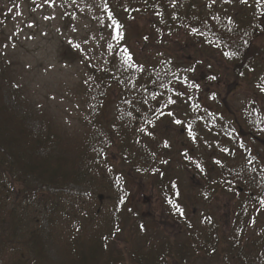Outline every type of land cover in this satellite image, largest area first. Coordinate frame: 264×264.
<instances>
[{
  "label": "rangeland",
  "instance_id": "374dc122",
  "mask_svg": "<svg viewBox=\"0 0 264 264\" xmlns=\"http://www.w3.org/2000/svg\"><path fill=\"white\" fill-rule=\"evenodd\" d=\"M128 1L119 8L104 0H0V81L5 101L19 109L42 135L52 136L58 151L66 156L85 149L82 141L94 125L93 95L99 90L100 75L124 79V87L136 88L148 78L137 74L139 67L151 68L155 74L165 72L167 78L173 73L181 75L171 84L180 94L166 92L155 101L141 96L136 109L127 114L126 134L135 139L139 135L141 143L157 146V166L166 169V178L158 183L152 174L130 168L116 157L119 149L109 146L103 152V164L93 168L91 158L85 161L88 181L71 190L44 193L38 204L23 201L15 189L6 192L0 188V231L15 240L5 244L0 264H14L17 252H30L29 243L23 241L40 225L42 247L30 252L31 259L25 264H68L76 256L68 243L74 240L72 247L77 241L83 243L87 253L84 242H91L92 237L105 246L100 258L115 261L113 264H138L136 258H142L144 264H238L227 235L235 209L234 186L219 184L216 177L226 163L241 165L247 152L264 167V126L254 136L241 137L242 147L235 159L226 156L225 145L231 141L216 123L222 118L223 124L243 128L250 104L262 115L255 111L249 116L259 120L260 114L264 121V96L256 93L253 73L246 78L245 67L237 68L235 60L228 58L227 44L215 45L217 38L208 39L207 33L195 44V27L179 25L178 17L186 9L219 14L230 5L241 21H247L253 19V6L260 5V16L254 18L258 30L247 37L261 60L264 0H158L156 10L144 12L131 11V4L127 11L124 5ZM121 52L133 60L134 69L122 70ZM191 89V103L177 99L188 100ZM117 94L115 87L107 92L109 123L121 108ZM117 131H113L115 136ZM206 174L213 189L204 186ZM112 182L124 189L116 191ZM163 186L168 188L167 203L172 208L163 200ZM251 209L247 239L262 240L264 201ZM121 216L124 220L118 226ZM212 226L220 236L214 254L199 249L196 242L202 237L206 243H214L209 235ZM12 245L17 246L16 251Z\"/></svg>",
  "mask_w": 264,
  "mask_h": 264
},
{
  "label": "trees",
  "instance_id": "16d2710c",
  "mask_svg": "<svg viewBox=\"0 0 264 264\" xmlns=\"http://www.w3.org/2000/svg\"><path fill=\"white\" fill-rule=\"evenodd\" d=\"M104 1L109 5L114 4L113 7L119 6V8H122V3L124 2V0ZM257 1L262 3L260 0ZM129 4L132 5L131 11H154L156 10L154 6L158 5V0H130L124 5L127 11ZM228 6L230 10L229 7H227L223 13L219 14H204L200 10L191 13L189 9H186L183 14L179 13L178 24L181 26L188 24L195 27L192 31L193 34L198 36V38L194 39L195 44H199V40L204 39L206 33L208 39L210 36H215L217 38L214 37L217 41H215V45L219 46L220 44L225 47L224 45L227 44L229 49H231L230 51L228 47H226V50L229 52L228 58L235 60V66H237V68L245 67L246 71L244 74L246 78L248 74L252 75L253 73L252 80L258 88L256 93L264 96V82L259 79V77L264 79V56H261L262 59L260 60V54L258 55L259 51L248 45V40L250 38L247 37L254 36L258 30V23H256L254 18H259V13L262 8H260V5H258V7L254 5L253 9L255 10V14L253 15V19L248 18L247 21H241L237 14V10L231 9L232 7L230 5ZM248 27H251V29ZM262 27H264V24ZM244 29L247 31V34H245L246 32ZM226 31H229V33ZM145 36L149 37L150 35L145 34ZM249 42L252 43V39H250ZM207 43L209 44L208 41ZM232 52H234V54ZM260 53H264L263 47ZM132 61L127 53H120L122 70L128 71L129 69H134L132 67ZM124 64L126 66L123 67ZM137 74L148 77H146V80L144 78L143 81H139L140 85L137 88L131 86L124 87V79L116 81L114 79H107L105 75L99 76L102 80L98 78L97 81L101 84L99 90L93 95V110L96 113L94 125L82 141L85 149L75 154H70L69 156L58 151L57 146L54 145L55 143L52 136L47 137L46 135H42L40 131L34 129L28 123L27 117L23 115L19 109L16 111L12 104L5 101V93L2 90L3 86L0 81V188L4 189L6 192L9 191L10 188L15 189L20 193L23 201L30 204H38L39 198L43 196L44 193L46 195H51L54 194V192L56 193L66 189L71 190L73 187L78 186L81 181H88L87 169L86 165H84L85 161L91 158L90 164L93 168L96 164H103V162H101L104 158L103 152L109 146H116L119 149L116 157H119L120 162H126L130 168H137L142 173L152 174L155 177H153V179H157L158 183L160 179L166 178V175H164L167 173L166 169L157 166L156 159L160 156V150L157 146L147 142L141 143L138 141L140 138L139 135H137L135 139L134 137H130L129 134H126V126L129 122L127 114L136 109L141 96L152 97L153 101H155L157 98L168 93L171 96L180 94L181 91L177 88H172L171 84L175 79L179 80L181 75L173 73V77L167 78L168 75L165 72H162V74H155L151 68L145 69L142 67H139ZM1 79L2 70L0 66V80ZM169 79L171 83L167 81ZM110 87H115L117 89L118 105L121 108H117L118 116L109 123L106 109L108 101L110 100L107 96ZM193 91L194 89L190 90L192 94L187 98L188 100L182 98L177 99L181 102L188 101L189 104L193 100ZM245 103L246 102H243V104ZM168 105L169 102L165 104V107ZM256 107L250 104V108L246 110V116L244 118L246 126L243 128H235V125L230 122L223 124L224 121L222 118L219 119V125L216 123L218 129H220L219 132L228 136L231 141V143L225 145L227 147L226 152L228 151L226 154L227 157L237 159L236 156L238 152L236 154L235 152L242 147V136H254L263 130L264 121L261 117L262 112ZM253 108L255 110H253ZM255 111L261 114H257L259 120L255 119V115L249 116ZM193 115L195 116L197 114L194 113ZM203 123L207 124V122L204 121ZM109 124L112 125L114 129L118 130V136H115L113 133L114 129L109 126ZM220 133L219 136H221ZM249 155L248 152L245 154L244 157L246 159L241 165L237 162L236 165L226 163V165L222 167L223 170L221 174H218L216 177V181L219 179V184L230 182L234 186L231 198L234 201L235 209L232 223L227 233L231 248H233L232 256L236 258L238 264H264V239L248 240L246 236V230L252 217V206L260 200L264 201V167L258 165L256 159L254 158V160L253 157ZM204 165L205 169L208 170L206 164ZM207 176L206 174V183L204 186L207 190H210L213 189V187L208 185L209 179H207ZM215 183L217 184V182ZM112 184L116 191L124 189L122 184H114V182H112ZM171 186H173V184H171ZM167 189V187H164V196L162 195V197L167 207L172 208V205H168L167 203L169 199ZM182 211L184 212L183 209ZM127 213L128 210L124 212L123 217H126ZM176 213L177 217L180 216L179 218H183L179 211ZM118 214V211H116L115 217H118ZM123 217L121 216L120 221L117 220L119 221L118 226L120 222L124 220ZM42 229V225L33 229L32 234L23 241L26 244L29 243L27 247L30 248L31 253H36L42 247ZM212 229L209 235L213 237L212 241L214 243H206L202 237L196 238L197 247L208 251L210 254L215 253L216 245L220 240L218 230L213 226ZM18 239L22 238L17 237V240ZM224 239H226V237ZM9 241L15 240L7 237L0 231V254L5 251V244ZM90 241L91 242H89V240L84 242V249H86L87 253L82 250L83 243L77 241L75 247L71 246L74 240L71 241V244L70 242L68 243L70 248L69 251L76 255L68 264H113L115 262L112 261L113 263H109L100 258L102 255L101 248L105 249L102 241L95 237H92ZM16 248V245L12 247L15 251L17 250ZM30 252H17V260H15L14 264L27 263V260L31 259ZM131 260L132 257L129 256L128 261ZM136 260L138 264H144L142 258H136Z\"/></svg>",
  "mask_w": 264,
  "mask_h": 264
},
{
  "label": "water",
  "instance_id": "95a60500",
  "mask_svg": "<svg viewBox=\"0 0 264 264\" xmlns=\"http://www.w3.org/2000/svg\"><path fill=\"white\" fill-rule=\"evenodd\" d=\"M101 198V195H99V199Z\"/></svg>",
  "mask_w": 264,
  "mask_h": 264
}]
</instances>
